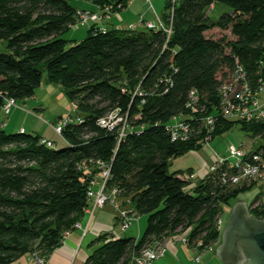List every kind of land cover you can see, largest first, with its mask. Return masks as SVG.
Here are the masks:
<instances>
[{
	"label": "trees",
	"instance_id": "trees-1",
	"mask_svg": "<svg viewBox=\"0 0 264 264\" xmlns=\"http://www.w3.org/2000/svg\"><path fill=\"white\" fill-rule=\"evenodd\" d=\"M71 1L0 0V43L6 44L0 52V111L4 99L18 103L35 96L46 73L78 112L63 130L62 148L0 127V264H18L36 253L48 260L62 246L66 232L85 216L89 171L97 172L90 162L100 160L112 165L110 186L148 218L147 227L137 240L103 234L84 264H129L134 253L182 231H189L192 249L198 242L201 251L215 246L222 204L254 185L235 190L213 176L187 191L190 183L181 175L193 171L168 169L173 159L202 149V122L211 115L217 119L212 140L238 123L252 139H261L255 153L264 157V122L219 114V89L238 66L253 89L264 77V0H170L162 18L172 26L170 36L145 26L138 31L94 25L82 42L69 46L76 41L63 35L77 20ZM95 2L127 8V0ZM219 4L229 11L211 18L207 10ZM218 28L230 29L234 40L208 35ZM191 91L199 96L198 113L189 107ZM114 110L133 129L121 144L116 131L98 124ZM177 117L195 126L188 142L170 138L166 125ZM250 213L264 218L259 209Z\"/></svg>",
	"mask_w": 264,
	"mask_h": 264
},
{
	"label": "built area",
	"instance_id": "built-area-1",
	"mask_svg": "<svg viewBox=\"0 0 264 264\" xmlns=\"http://www.w3.org/2000/svg\"><path fill=\"white\" fill-rule=\"evenodd\" d=\"M136 1L138 0H129L128 6ZM178 1L180 0H171V3L175 5ZM149 2L150 0H147V3ZM110 11V8L100 7L99 12L91 13L88 11H82L81 13H77L76 24L73 25L72 28L83 25H90V27L94 25L98 26V24L100 25L105 17H107L105 14H111ZM98 27H100L101 30H105L101 26ZM145 27L148 30H163L168 36L172 34V26H167L163 20L158 23H146ZM131 30H135V28L132 27ZM260 66L261 72L264 74V62H262ZM219 91V114L224 118L231 121L237 120L249 123L264 122V77L260 79L258 87L253 89L249 81L246 79L244 68L238 66L231 74L230 79L224 81ZM191 92L189 107L193 113H198L199 96L195 91ZM140 95L142 96V94ZM4 100L5 104L2 111L5 112V115L8 117L11 109L17 107V101L11 98ZM75 108L76 106L73 105L74 110ZM75 119L76 117L73 118L72 116H69L64 120H61L56 126L53 125L55 132L62 136L65 126L68 123L75 122ZM216 121L217 119L213 115L207 116L203 119L202 124L206 127L207 133L204 146L212 141V134L217 126ZM98 124L106 130L116 131L119 144H121L123 139L133 130L130 127L129 118H127L126 115H123L121 110H114L107 116L100 118ZM5 125L6 124H3L4 127ZM166 127L173 142H188L191 137L197 133L195 126H193L191 122L187 123L182 121L180 117H177L171 123H168ZM20 132L23 133L24 129H21ZM41 144H45L49 148H54L55 146V143H52L45 138L42 139ZM90 163L94 164L97 172L95 175H92L93 172L89 171L91 178L89 180V189L87 191L88 206L84 208V212L91 217L97 210L104 207L115 208L117 211V226L121 232L114 231L113 238L120 237L122 234H125L133 222L139 220V214L132 207L130 200L125 199L123 202L121 201L120 190L118 187L110 186V182L113 178V175L111 174L112 165L101 160L91 161ZM206 171L207 173L202 177L194 172L182 174V178L190 183L186 190L191 191V189L196 187L200 181L213 176L218 178L222 187H236L247 183L248 181H264V157L261 153H255V149H247V147H244L243 145H232L229 148L228 157L221 158L218 156L216 161L213 162ZM249 206L250 210L259 209L262 215H264V204L259 202L258 204ZM217 227L220 233H222L226 227L224 218H218ZM70 234L71 230L66 232L63 238V243L67 240ZM175 240L183 241L188 246L191 245L189 231L178 232L165 238L164 241L160 243L149 244L141 251L134 253L129 264H156V261L163 257L167 252L166 249L168 245ZM202 245V242H198L193 246V249L198 250L201 253L205 251L198 249ZM207 248L211 251L215 250L214 246H209ZM32 258L34 264H47V259L38 253L32 255ZM199 260L200 256L196 257L195 261L200 262Z\"/></svg>",
	"mask_w": 264,
	"mask_h": 264
},
{
	"label": "rangeland",
	"instance_id": "rangeland-1",
	"mask_svg": "<svg viewBox=\"0 0 264 264\" xmlns=\"http://www.w3.org/2000/svg\"><path fill=\"white\" fill-rule=\"evenodd\" d=\"M82 1L84 0L71 1L72 5L76 7L78 11L77 13L85 11H81L83 3ZM128 2L129 0H127V6ZM97 6H99V9L96 12H99L100 7L110 8L111 14H105V16L107 17H110L117 11L126 9L117 5L114 6V3L107 2L104 4H98ZM228 11L229 7L219 4L217 5V7H210L207 10V13L211 18L218 19V17ZM89 28L90 25L74 27L63 36L69 41H71L72 38L76 41L69 44V46H72V44L80 43L87 37ZM208 35L213 36L215 39L225 37L227 41L234 40V36L233 34H231L230 29L220 30L218 28L208 32ZM5 51L6 44L0 43V52ZM43 76L44 78L35 96L25 101H18L17 107L11 109L8 117L5 115V112H3L2 110L0 111V127L3 128L7 134L20 133L21 128H24L26 133L37 136L39 135L41 137L43 136L52 143H55L56 147L62 148L65 147L66 143L62 136L55 132L53 125L56 126L61 120H64L69 116L75 118L76 116H78V112L76 111V109H73V105L75 104H73L70 99L67 98L64 90H62L61 87H58L57 85L50 84L46 73H44ZM3 124H6L5 127L3 126ZM261 142V139H252L251 135L245 132L240 124L234 123V127L231 130L217 134L215 139H213L208 145H206V147L211 151L212 154H217L219 157L224 158L228 157L229 148L232 145H243L244 147H247V149H256L261 144ZM200 152L201 151H198L196 153L200 154ZM192 157H194V155L193 153H190L177 159H173L172 164L169 166L168 172L175 173L176 169L179 168V166H186L187 164H190V159ZM95 174L96 172L92 173V175ZM247 185H254V187L248 189V191L240 192V194H238L237 198H235L234 200L226 202V204L223 203L221 206L219 218H224L225 222H227L229 213L232 207L237 203V201L252 205L253 203H255L254 201L258 199V203L260 202L264 204V181H248L247 183H244L240 186L228 188H232L235 190L244 189ZM138 219L139 220H136V222H133L131 224L130 228L125 232V234H122V236H127L128 238H134L137 240L145 233L148 218H146L145 216H139ZM115 231L121 232L119 231V227L117 225L115 226ZM220 242L221 239L218 244ZM218 244L214 246V249ZM205 251L211 250L209 248H206ZM211 257L213 258V261H215L216 263L218 262L217 264H222V262L218 258H216V253H212Z\"/></svg>",
	"mask_w": 264,
	"mask_h": 264
},
{
	"label": "crops",
	"instance_id": "crops-1",
	"mask_svg": "<svg viewBox=\"0 0 264 264\" xmlns=\"http://www.w3.org/2000/svg\"><path fill=\"white\" fill-rule=\"evenodd\" d=\"M169 1L170 0H150V2L147 3V0H138L130 4L126 9L117 11L110 17H105L98 26L107 30H128L132 27L138 31L145 29L144 26L146 23H158L163 20V14L168 4L167 2ZM82 2L81 11L85 10L93 13L99 9V6H97L98 4L94 0H84ZM72 40L74 39L72 38L71 41ZM202 149L200 150V154L196 153L198 151H191L190 153H193L194 157L190 159V164L179 166L176 172L179 170H191L200 177L204 176L207 173V168L216 161L218 155L212 154L206 145L203 146ZM116 216V209H112L111 207H104L97 210L91 217L85 214L80 220V223L71 230V234L62 246L58 247V249L49 255L47 264H84L92 252L100 246L99 244H94L93 241L103 236V234L113 235L115 226L117 225ZM166 251L165 255L156 261V264L218 263L213 261L211 257L212 253H215L216 250L200 253L198 250L192 249L180 240H175L168 245ZM198 256H200V262L195 261ZM18 264H34V261L32 257H28L25 261Z\"/></svg>",
	"mask_w": 264,
	"mask_h": 264
},
{
	"label": "water",
	"instance_id": "water-1",
	"mask_svg": "<svg viewBox=\"0 0 264 264\" xmlns=\"http://www.w3.org/2000/svg\"><path fill=\"white\" fill-rule=\"evenodd\" d=\"M225 226L215 252L222 264H264V219L249 204L237 201Z\"/></svg>",
	"mask_w": 264,
	"mask_h": 264
}]
</instances>
